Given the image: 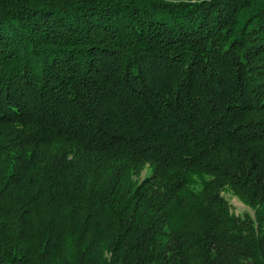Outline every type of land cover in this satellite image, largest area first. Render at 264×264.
I'll return each mask as SVG.
<instances>
[{"label":"trees","instance_id":"obj_1","mask_svg":"<svg viewBox=\"0 0 264 264\" xmlns=\"http://www.w3.org/2000/svg\"><path fill=\"white\" fill-rule=\"evenodd\" d=\"M0 264H264V0H0Z\"/></svg>","mask_w":264,"mask_h":264},{"label":"rangeland","instance_id":"obj_2","mask_svg":"<svg viewBox=\"0 0 264 264\" xmlns=\"http://www.w3.org/2000/svg\"><path fill=\"white\" fill-rule=\"evenodd\" d=\"M227 198L230 200L232 210L236 213L242 214L249 208L244 204V202L235 194L231 192L226 193Z\"/></svg>","mask_w":264,"mask_h":264}]
</instances>
